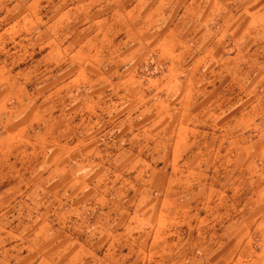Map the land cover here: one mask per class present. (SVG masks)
<instances>
[{"label":"rangeland","instance_id":"obj_1","mask_svg":"<svg viewBox=\"0 0 264 264\" xmlns=\"http://www.w3.org/2000/svg\"><path fill=\"white\" fill-rule=\"evenodd\" d=\"M216 9L0 0V264H264V38L221 36L216 19L186 34L181 20L183 45L167 56L174 15ZM121 74L126 142L79 155L74 111L93 98L113 107L108 80ZM156 106L173 115L153 121Z\"/></svg>","mask_w":264,"mask_h":264},{"label":"crops","instance_id":"obj_2","mask_svg":"<svg viewBox=\"0 0 264 264\" xmlns=\"http://www.w3.org/2000/svg\"><path fill=\"white\" fill-rule=\"evenodd\" d=\"M202 1L203 0H200L201 4ZM215 4L217 9L214 15H174L172 23H170L167 27L168 32L166 34L167 35L166 49L169 52V55H167L168 57H170V55L176 51L177 46L183 45L182 42L179 44L176 43V41L178 40L176 35L179 36V34H181V31L180 30L178 32L175 31L176 24L179 23L181 20H184L185 29L188 26L190 27V25L193 24V21H195L196 23L197 21H199L200 36L207 34V32H205L207 31L205 26L208 24L209 20L216 19L218 21L217 26L219 27L222 26L223 28V32L220 33L221 36H224L228 28L231 26L232 27L231 32H235L238 28H240L239 31L242 32V36H243L242 40H245V36L249 37L250 35H252L253 37L257 35H261L262 38H264V12L262 14L259 13L260 15H254L257 8L255 7L253 8L255 4H258L260 5V8H263L264 10V0H215ZM227 4H232L235 6L238 5L237 7L238 10L234 11L235 8L234 6H232V10H228ZM241 8L242 10L240 11ZM210 12H212L211 9ZM241 19H244L242 26L240 22ZM226 20H232V23L228 25V23H225ZM219 21H224V22H222L221 24V22ZM260 30L263 31L261 32ZM189 32L190 30L187 28L186 34H188ZM219 40L220 38L218 37L217 43L215 44L216 46L220 42ZM261 42L262 39H260L258 43ZM250 43H255V40L251 39ZM186 76L188 77L189 82L185 81L184 83L185 84L192 83L191 80L192 76L191 75H186ZM161 78H162V82H161L162 90L165 91L166 89H168L167 94L170 97L171 95H173V93H171L169 87L170 85L175 84V77L168 72L167 74L163 75ZM72 81H73L72 82L73 86L81 84L79 75L74 77ZM108 83L113 85V88H115V90L111 91L109 94L110 96L114 97L112 101L115 102H111V105H113V107H111L110 109H106L105 112H103L101 110L104 109L101 108L98 101H96V98H93L91 101H87L86 108L83 109L79 107L77 111H74L76 112L75 116L78 117L77 119L78 129L77 131L74 130L71 143L73 148L77 147V149H79V155H83V150L88 148H90L91 150L90 155L93 154L97 155V149L101 148L100 147L101 145H105L103 143H107V144L118 143L119 146L121 147L122 144L127 140L126 135L129 132L128 131L129 125L127 121L129 116V112H128L129 107L127 101L131 99L128 97L129 78L127 75L121 74L119 80L112 82V79H109ZM79 96L80 94H78V97ZM83 96H85V94H83ZM88 96L89 97L97 96V94L93 95L89 93ZM78 103H79V98H78ZM63 111L64 110L61 111V115H63ZM170 112L171 111L169 109H163V108L160 109V107L156 106L151 110V117L153 118V121H155L157 118L159 119L160 117L166 115L168 116L173 115V113ZM135 115L137 117L138 114ZM83 116L87 118V124L85 126L88 133L87 136L86 134L79 133V128L84 126L82 124L83 123L82 121L84 119ZM63 118L64 116H61L59 120ZM101 118L103 119L102 122L103 121L105 122L103 127H99V122H100L99 119ZM136 128L135 131L137 130ZM131 130L132 129H130V131ZM61 145L62 148H64L65 146L64 138L62 139ZM120 154H122V152H120ZM120 154L119 156L121 157Z\"/></svg>","mask_w":264,"mask_h":264}]
</instances>
